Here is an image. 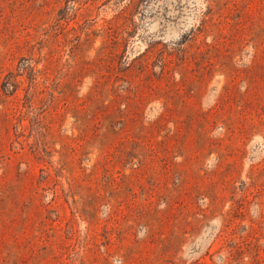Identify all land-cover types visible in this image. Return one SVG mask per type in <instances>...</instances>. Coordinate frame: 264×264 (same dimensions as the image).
Listing matches in <instances>:
<instances>
[{"label": "rangeland", "instance_id": "1", "mask_svg": "<svg viewBox=\"0 0 264 264\" xmlns=\"http://www.w3.org/2000/svg\"><path fill=\"white\" fill-rule=\"evenodd\" d=\"M0 264H264V0H0Z\"/></svg>", "mask_w": 264, "mask_h": 264}]
</instances>
